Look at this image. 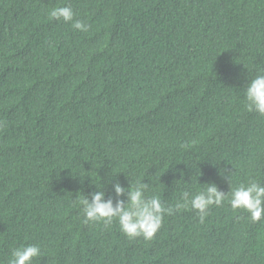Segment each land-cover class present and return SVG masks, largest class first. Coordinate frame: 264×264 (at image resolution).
<instances>
[{"label":"trees","instance_id":"1","mask_svg":"<svg viewBox=\"0 0 264 264\" xmlns=\"http://www.w3.org/2000/svg\"><path fill=\"white\" fill-rule=\"evenodd\" d=\"M71 6L87 32L50 18ZM264 69V0H0V264H264V216L229 205L264 184V116L246 109ZM141 181L162 204L215 184L154 237L83 223L79 201ZM125 199V197H120Z\"/></svg>","mask_w":264,"mask_h":264},{"label":"clouds","instance_id":"2","mask_svg":"<svg viewBox=\"0 0 264 264\" xmlns=\"http://www.w3.org/2000/svg\"><path fill=\"white\" fill-rule=\"evenodd\" d=\"M50 18L63 23H71L78 31L87 32L89 25L80 20H74L71 6L53 8ZM246 109L264 116V69L252 78L244 92ZM148 184L141 181L130 183L125 188L119 181L112 183L114 197L105 199V191L97 190L90 193V199L84 196L79 201L82 206L83 223H103L109 226L115 220L120 231L129 239L142 237L151 240L161 226L163 215H171L174 211L190 206L203 223L212 206H221L226 194L218 189L215 184L208 183V187L195 194L189 191L182 193V204L165 206L159 197L147 196ZM125 199H120V197ZM229 205L232 210L243 209L249 214L253 222L259 221L264 216V184L249 181L240 184L230 193ZM41 256L38 245H26L12 250L9 264H32L33 258Z\"/></svg>","mask_w":264,"mask_h":264}]
</instances>
